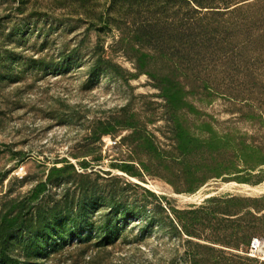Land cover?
Instances as JSON below:
<instances>
[{
    "label": "rangeland",
    "instance_id": "374dc122",
    "mask_svg": "<svg viewBox=\"0 0 264 264\" xmlns=\"http://www.w3.org/2000/svg\"><path fill=\"white\" fill-rule=\"evenodd\" d=\"M187 1L130 40L111 0H0V264H264L215 241L264 238V0L201 1L237 10L211 49Z\"/></svg>",
    "mask_w": 264,
    "mask_h": 264
},
{
    "label": "trees",
    "instance_id": "16d2710c",
    "mask_svg": "<svg viewBox=\"0 0 264 264\" xmlns=\"http://www.w3.org/2000/svg\"><path fill=\"white\" fill-rule=\"evenodd\" d=\"M190 1L192 5L190 6V3L187 1V6L189 5L187 10L183 11L182 7H180L182 11H180L179 13L183 14L181 15V18L178 19L179 24L177 25V28L180 32V37L182 40H185L186 38L188 39V41H184L183 43L187 44L189 48L193 46L194 48L205 47V49H211L210 38H212V40L216 37L223 38L229 34V27L227 25H230L231 22L226 17L229 16V12L231 11V9L226 11H212L210 9L204 10V8L208 6L200 5L201 1L203 0ZM145 2L147 3L146 5L143 4ZM167 9L168 6L166 0H111L109 7L106 9V11L101 12L100 15L101 19H105L104 22L106 23L109 21L119 23L117 27L125 25V28H128L126 25L131 24L136 26L133 30H131L133 32V38L131 36L130 38L128 37V39L131 40L137 39L138 29L143 26V24H148L150 22L147 21L148 15H150L151 13H154L153 15H155L159 12H164ZM235 11L237 10L231 11L232 14ZM215 48L218 47H212L213 50ZM66 169L67 167L65 166L63 168H58L57 171L64 172ZM250 237V230L245 229L243 235L240 238H237L233 244L232 240L215 241L220 242L226 246H233L235 248H239L243 245L248 247L251 241ZM201 247H204L205 249H209L211 251H217L215 248L210 246ZM238 258L242 261L243 264H251V262H253L252 260L250 261L241 256H239ZM212 259H215L214 255H209L208 257L195 256L193 258V263L207 264Z\"/></svg>",
    "mask_w": 264,
    "mask_h": 264
},
{
    "label": "built area",
    "instance_id": "2783aa9c",
    "mask_svg": "<svg viewBox=\"0 0 264 264\" xmlns=\"http://www.w3.org/2000/svg\"><path fill=\"white\" fill-rule=\"evenodd\" d=\"M22 169L23 168L21 167L20 170ZM245 254L249 257L264 261V238H252Z\"/></svg>",
    "mask_w": 264,
    "mask_h": 264
},
{
    "label": "bare ground",
    "instance_id": "6f19581e",
    "mask_svg": "<svg viewBox=\"0 0 264 264\" xmlns=\"http://www.w3.org/2000/svg\"><path fill=\"white\" fill-rule=\"evenodd\" d=\"M231 185V184H230ZM235 185V184H234ZM263 185V184H262ZM233 186V185H232ZM236 186V185H235ZM231 187V186H230ZM260 187V186H259ZM264 187V186H263ZM262 188V187H261ZM264 189V188H263ZM248 190V189H247ZM255 190V189H254ZM260 190H262V189H260ZM252 191V190H251ZM257 191V190H256Z\"/></svg>",
    "mask_w": 264,
    "mask_h": 264
}]
</instances>
